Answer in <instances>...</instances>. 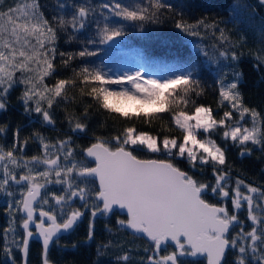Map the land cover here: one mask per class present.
Masks as SVG:
<instances>
[{
	"label": "snow or ice",
	"instance_id": "6c2138e0",
	"mask_svg": "<svg viewBox=\"0 0 264 264\" xmlns=\"http://www.w3.org/2000/svg\"><path fill=\"white\" fill-rule=\"evenodd\" d=\"M259 2L264 4V0ZM3 3L4 0H0V5ZM102 7L107 9L109 5ZM164 7L166 6L161 0H150L147 7L122 6L116 3L112 8V15L121 17L124 21L138 22L136 26L143 28L146 21L159 23V11ZM66 8L73 9L70 20L65 18ZM94 15L95 9L87 0H82L78 5L58 2L57 15L53 16L52 21L45 18L36 2L25 3L23 7L19 4L16 7L9 5L6 10L0 8V110L7 108L9 90L16 84H23L25 87L21 100L25 113L34 112L42 123L54 125L55 120L50 110L54 104L59 105L61 100H67L62 93L66 90V85L75 83V80L65 79H59L52 87L45 83V78L55 71L53 61L57 55L54 46L57 33L67 30L70 26L71 39L73 35L87 28L92 22L87 17ZM115 23H104L101 26L97 21L101 43L123 35V28L115 26ZM199 25L219 28V25H208L203 20L198 25H185L182 22L175 24L176 28L190 35L197 34ZM219 31L222 40L228 43L224 29L219 28ZM258 35L264 39V30H258ZM94 42L93 39L86 41ZM58 54L62 63L67 65V60H63L66 54ZM78 55L85 57L95 53L85 47ZM205 56L207 57V53ZM219 57L233 63L239 60L234 51L230 57L227 51H220ZM71 58L72 55L69 54V59ZM257 59L264 63V57ZM17 71L21 73L19 77L15 76ZM230 72L231 80L225 83L229 73L220 69V106L225 110L219 119L213 115L211 108L205 106H195L193 114L177 111L172 115L171 119L184 133L181 143H178L176 138H160L158 135L138 130L135 126H126L110 141L97 137L95 142L85 149L83 160L69 161L74 155L70 136L65 140H58V147L53 145L56 147L57 158L50 159L49 156L53 153L49 143L38 133L34 134L44 149L42 163L49 165L48 169L39 172V176L43 177L46 183L67 185L60 190L63 195L53 194L55 205H61L62 202L67 204L72 197H78L82 206L90 211L87 240L94 236V221L97 216L108 217L111 214L117 216L118 230H130L134 238L143 237L150 243V248H145L144 251H151L152 255L140 259L138 264H184L181 258L201 256L206 258L207 264H228L229 253L233 256L232 264H264V192L257 187L244 185L248 193L258 195L243 194L242 180H237L236 187L229 190L230 169L224 167L228 149L218 145L209 135L211 132L221 134L225 145L230 139L233 147L241 148V157L251 155L255 146H259L260 151L264 152V115L244 106L239 91L243 73L236 68ZM75 75L81 78L82 84L93 85L87 95L101 108L127 118L139 116L140 110L132 114L122 111L118 101L139 100L141 104L155 105L157 112L163 113L169 110L170 98L172 103H175L173 93L177 86H183L180 99L185 104L190 100L188 92L195 93L200 86L193 71L166 79L163 83L149 79L142 84L139 73L126 76L125 79L133 86L134 93L123 87L119 91H110L106 85H120L122 82L105 78V74L97 69L83 67L75 72ZM81 92H84L83 88ZM30 101L34 103V107ZM236 113L239 114L240 120L246 115L250 116L252 126L249 128L239 122L232 123L236 119ZM87 115L85 111V119ZM143 115L149 117L152 114ZM68 119L71 127L73 118ZM258 120L261 121L260 127L257 126ZM192 121L195 123L192 124ZM86 127V124L77 120L72 131L85 132ZM5 128L6 126L0 127V133H4ZM198 130H203L204 138H197ZM19 132L17 129L14 133L13 147L6 151L0 148V195L7 197L5 215L8 217V226L2 235L4 264H17V253L20 254V264H28L29 243L34 237L42 240V264H50V245L59 243L58 234L73 230L84 213L77 209L73 210L71 215H66L61 209V222H58L55 206L50 205L49 210L39 212V222L34 220L33 205L37 203L38 197L41 207L49 204L48 191L41 194V188L45 185L37 182V177L31 175V168L27 174H18L15 171L19 167H29L27 162L19 164L15 155L21 151L18 147ZM23 143L27 144V140ZM249 143L253 147H249ZM145 149L150 155H138ZM60 155H63L66 162L63 168L58 164ZM32 160L38 161L39 158L34 156ZM182 161L187 162L188 170L179 166L178 162ZM93 162L94 166H90ZM208 167L215 177L213 183L194 175L197 171L205 172ZM53 171L56 177L54 181L49 179ZM73 181L78 183L74 184ZM16 189L23 190L17 194ZM209 193L217 199V203L209 200ZM229 199L232 204L231 211L224 206ZM245 206L247 220L251 221L247 225L239 216ZM125 215L126 218H120ZM45 218L49 222L47 227ZM17 221L23 229V234L17 232ZM30 225H34V228ZM105 228L109 233L112 232V228L107 224ZM237 228L239 231H236ZM72 247L76 245L73 244ZM107 247V244L98 247V254H102L103 249ZM168 248L173 250L167 251ZM162 249L166 254L160 256ZM121 252L122 254H117V264H133L132 249L121 248Z\"/></svg>",
	"mask_w": 264,
	"mask_h": 264
},
{
	"label": "trees",
	"instance_id": "16d2710c",
	"mask_svg": "<svg viewBox=\"0 0 264 264\" xmlns=\"http://www.w3.org/2000/svg\"><path fill=\"white\" fill-rule=\"evenodd\" d=\"M36 2L40 5V11L45 18L52 21L53 16L57 15V3L74 4L82 3V0H4L0 8L7 9L9 5L21 7L25 3ZM166 6L159 11V23L144 22V27H137L138 22L124 21L121 17L112 15V8L116 3L122 6L147 7L150 0H87V3L94 7L95 15L87 17L90 22L86 29L79 31L69 39L72 28L69 26L65 31H58L54 46L57 49V55L53 61L55 71L49 77L45 78V83L52 87L59 79L75 80L74 84L66 85V90L62 96L67 97L66 101L61 100L59 105L54 104L50 111L53 114L54 125L42 123L40 117L32 112L25 113V106L21 100L24 91L23 84H16L8 92L6 110H0V127H5V132L0 133V148L5 151L14 146V133L17 129L19 132L20 144L18 147L21 151L15 153L19 164L25 162L28 168L19 167L15 171L18 174H27L31 168V175L37 177V182L45 185L44 192L48 191L49 204L38 207L43 210H49L50 205L53 206L52 196L61 195L60 191L67 185H57L55 183H46L43 177L39 176V172L46 169V165L42 162L44 158V149L34 134L38 133L40 137L49 143L50 149L53 145H57L58 140H65L69 136L71 139V147L74 155L69 161H81L84 149L95 142L97 137L104 140H112V137L119 133L126 126H135L138 130L144 131L152 135H158L162 138L168 136L176 138L178 143L182 142L183 131L179 129L175 122L171 119L172 115L177 111H185L193 114L195 106H205L212 109L213 115L219 119L223 115L224 108L219 96L220 91V69L228 72L225 83L231 80L230 70L238 69L243 73L239 84V91L244 106L255 109L257 113L264 115V63L257 59L264 57V39L258 35V30H264V4L259 0H161ZM108 4L107 9L102 6ZM72 8L64 9L66 19H71L70 13ZM103 12V16H101ZM205 21L208 25H219L224 29V35L228 37V43H225L221 36L219 28L204 27L199 25L197 34L190 35L186 31L176 28V22H182L185 25H198L200 21ZM97 21L101 26L104 23L123 28V35L119 38L117 47L109 46L107 42H100V36L97 32ZM89 39L95 40L94 43H86ZM35 42L34 40L32 41ZM232 45H235L233 48ZM95 53L92 56L80 57L78 53L84 48ZM220 51H227L229 57L234 51L239 60L237 63L226 61L219 57ZM59 52L66 55L63 60H67V65L62 63ZM207 53V57L205 56ZM69 54L72 58L69 59ZM133 63L139 64L145 74L161 75L163 72L170 75H183L189 71H193L196 80L200 82L196 92H188L190 98L188 103L181 101V88L177 86L173 93L175 103L170 98L169 110L163 113L152 111L145 112L140 110L139 116H131V118L122 117L119 113H110L101 108L91 96L87 95L90 87L93 85H84L81 78L75 75L83 67L97 69L105 74V78L116 80L119 70L127 65L132 66ZM20 72H16L15 76L19 77ZM117 84L106 85L108 89H113ZM84 92H81V89ZM167 91V90H165ZM199 93V94H197ZM34 107V103L30 101ZM227 104V102H223ZM47 105L45 104L44 107ZM230 107V105H229ZM87 111V118L84 113ZM136 113V112H134ZM143 113H151L149 117H145ZM132 114V113H130ZM69 117H72V126L69 125ZM77 120L86 124L85 132L72 131V127ZM239 114L236 113V119L232 123L240 122ZM243 125L251 127V117L246 115L241 120ZM257 126H261V121H257ZM210 138L218 145L227 147V163L224 167L230 169L229 190L236 187V181L242 180L243 185H251L257 187L264 192V152H261L259 146L253 147L249 143V147H253L251 155L241 157L240 147H233V142L229 139L227 144L221 138V134L211 132ZM27 140V144L23 142ZM58 147V145H57ZM56 148V147H54ZM53 155H57L56 149ZM52 152V151H51ZM147 149L138 155L146 156ZM150 155V154H148ZM38 157V161H33L32 157ZM63 155H60L59 164L63 168ZM182 169L188 170L186 161L178 162ZM93 166V163L90 165ZM11 167V165L9 166ZM2 172V169H0ZM53 174V176H51ZM63 175V173H62ZM75 173H73V176ZM195 176L213 183L215 177L212 175L211 168L201 173H194ZM49 179L55 180L54 171L50 174ZM75 182V181H74ZM23 189H16L17 194ZM242 193H248L245 187H241ZM42 194V195H43ZM234 194V193H233ZM251 194V193H248ZM258 195V194H252ZM209 200L217 203V199L213 198L209 193ZM7 206V197L0 195V264H4L5 257L3 253L2 239L3 231L8 226V217L5 215ZM230 211L232 209L231 200L229 199L224 205ZM63 212H65L63 210ZM67 212H69L67 210ZM65 212L66 215L68 213ZM240 219L245 224H250L247 220L246 206L239 213ZM117 216H112L107 220L97 217L94 221V236L91 240H87L89 231L88 217L84 218L77 226L73 233L59 239V243L53 244L48 259L52 264H117V254H122L121 248L133 251V264L149 255L152 252H145V248H150V243L143 239L134 238L123 230H118L116 225ZM112 228L109 233L105 225ZM236 231H239L237 228ZM17 232L23 234V229L19 227L17 221ZM20 235L17 236L19 240ZM75 244L76 247H72ZM108 245L104 248L102 254H98V247ZM167 251H172L168 248ZM42 248L37 242H31L28 252V264H42ZM162 250L160 256L165 255ZM20 254L17 253V264H20ZM159 258V257H157ZM228 264H232L233 256L228 254ZM184 264H206L205 260L194 262L184 260Z\"/></svg>",
	"mask_w": 264,
	"mask_h": 264
},
{
	"label": "rangeland",
	"instance_id": "374dc122",
	"mask_svg": "<svg viewBox=\"0 0 264 264\" xmlns=\"http://www.w3.org/2000/svg\"><path fill=\"white\" fill-rule=\"evenodd\" d=\"M136 73L140 74V82L142 84L144 81L149 80V79H154V80H157L158 82L163 83V82H165L166 79L176 78V77L180 76V75H175V74L170 75V73H167V72H163L161 75L150 76V75L145 74L143 68L139 64L133 63L132 66L127 65V66H125L119 70L117 77H116V80L117 79L120 80L122 82V84L116 85L113 89H109V90L110 91H119L123 87V88L131 90V92L134 93L135 90H134L133 86L130 83H128V81L125 79V77L126 76H135ZM117 103H118V106L121 108L122 111L129 112V113L137 112L138 109L143 110L145 112L156 111L155 105L141 104L139 100H135V101H133V100L123 101V100H121V101H118ZM239 121H240L239 123L243 124L241 120H239ZM191 123L194 124L195 122L192 121ZM244 127H246V126H244ZM204 137H205V133H203V130H198L197 138L202 139ZM55 149L56 148L52 147L51 151L54 152L53 150H55ZM50 159H51V157H50ZM52 159H55V158L52 157ZM39 162H42V161L39 160ZM51 176H53V174ZM241 187H244V185H241Z\"/></svg>",
	"mask_w": 264,
	"mask_h": 264
},
{
	"label": "flooded vegetation",
	"instance_id": "af4514ba",
	"mask_svg": "<svg viewBox=\"0 0 264 264\" xmlns=\"http://www.w3.org/2000/svg\"><path fill=\"white\" fill-rule=\"evenodd\" d=\"M52 153H54V152H52ZM53 158H57V155H54L53 156ZM59 160H60V158L58 159V162H59ZM60 165V164H59ZM93 166H94V164H93ZM46 167H47V165H46ZM73 183L75 184V183H78L77 181H73ZM67 187V186H66ZM73 190H75V188H73ZM43 191H44V188H43ZM247 191V190H246ZM43 194V193H42ZM64 193H62L61 195H63ZM243 194H247V195H252V194H248V193H243ZM262 202H264V201H262ZM53 206H55V214L57 215V217H58V222H61L60 221V219H59V217H60V213H61V209L62 210H64L65 212H67V210L69 211V212H67L68 213V215H71V213H72V211L73 210H80V211H82L83 213H84V215H83V218H82V220L80 221V222H82L83 220H84V218H86V217H88V219H91V216H90V211H88L85 207H83L82 206V202L79 200V198L78 197H72L71 199H69L68 200V203L67 204H64L63 202H62V204L61 205H55V200L53 199V204H52ZM36 210H43V209H41V208H39L38 207V203H37V205H36ZM46 211V210H45ZM64 212V213H65ZM112 216H114V215H110V216H108L107 218L106 217H102V216H97V217H101V218H104V219H108V218H111ZM120 218H126V216H121ZM35 220H36V222H39V216H36L35 217ZM80 222H78V224H77V226L80 224ZM45 226H48V223H45ZM77 226H76V228H77ZM75 228V229H76ZM123 231H125L126 233H128L126 230H123ZM74 232V231H73ZM73 232H71V233H73ZM70 234V233H69ZM68 234V235H69ZM129 235H132V234H130V233H128ZM67 236V235H66ZM133 236V235H132ZM62 237H64V236H62ZM62 237H60V238H62ZM59 238V239H60ZM139 239H143V238H139ZM144 240V239H143ZM145 241V240H144ZM32 242H34V241H32ZM148 242V241H147ZM31 243V242H30ZM37 244H39V243H37ZM54 244V243H53ZM56 244V243H55ZM30 246V245H29ZM39 246H40V244H39ZM53 246V245H52ZM41 248H42V246H41ZM52 248V247H51ZM163 250V249H162ZM161 250V251H162ZM171 250H173V248H171ZM42 251H43V249H42ZM42 258H43V254H42ZM181 259H183V260H188V261H194V262H199V261H201V260H205V262H206V264H207V261H206V259H200V260H194V259H190L189 257H185V258H181Z\"/></svg>",
	"mask_w": 264,
	"mask_h": 264
},
{
	"label": "water",
	"instance_id": "95a60500",
	"mask_svg": "<svg viewBox=\"0 0 264 264\" xmlns=\"http://www.w3.org/2000/svg\"><path fill=\"white\" fill-rule=\"evenodd\" d=\"M119 38L118 37H116V38H114L113 40H111V41H107V44L109 45V46H113V47H117L119 44ZM83 156L85 157V149H84V152H83ZM90 159V158H89ZM58 164H59V162H58ZM93 164H94V162H93ZM51 167H53V168H55V166H51ZM47 168H49V165H47ZM43 193V188H41V194ZM39 201H40V197H38L37 198V203H39ZM37 203L36 204H34L33 205V207H34V209H35V211H34V220H35V217L36 216H39V212L41 211V210H36V205H37ZM111 215V214H110ZM109 215V216H110ZM126 216V215H125ZM82 218H83V216L82 217H80V219L77 221V223L74 225V228H73V230H71L70 232H65V233H62V234H58L59 235V238L60 237H62V236H66V235H68L69 233H71V232H73L74 230H75V228H76V226H77V224H78V222H80L81 220H82ZM107 218V217H106ZM45 223H49L48 221H47V219L45 218ZM30 227L31 228H34V225H30ZM47 227V226H46ZM128 233H130V234H132L131 232H130V230H127V229H125ZM133 235V234H132ZM141 238H143V237H141ZM55 239V238H54ZM145 241H147V239L146 238H143ZM32 241H34V242H37V243H39L40 244V246H42V240L41 239H39L38 237H34V238H32L31 240H30V242H32ZM29 245H30V243H29ZM52 245L53 244H51L50 245V248H49V252H50V250H51V247H52ZM174 247V246H173ZM49 252H48V254H49ZM190 259H194V260H200V259H206L205 257H203V256H201V257H197V258H193V257H189ZM27 260H28V257H27ZM50 264H52V263H50Z\"/></svg>",
	"mask_w": 264,
	"mask_h": 264
}]
</instances>
